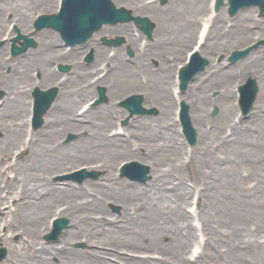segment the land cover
Instances as JSON below:
<instances>
[{
    "label": "bare ground",
    "instance_id": "bare-ground-1",
    "mask_svg": "<svg viewBox=\"0 0 264 264\" xmlns=\"http://www.w3.org/2000/svg\"><path fill=\"white\" fill-rule=\"evenodd\" d=\"M112 1L116 4L115 0ZM130 1L136 3L135 11L143 9L152 12L153 17L159 21L153 31L157 40L151 42V45L148 43L152 51L163 56L167 45L171 46L175 43L174 46H179L180 44L175 53H172L174 69L181 61L176 62L177 59L186 60L188 58L186 56L187 50L183 51L184 46H188L189 43L193 45L194 41L198 45L199 42L203 41L198 46L193 58L201 54L207 58L208 64L202 72L195 75L188 86L186 95L182 92L179 93V98L183 97L191 102V115L195 118L196 126L198 125L199 141L197 146L205 162L208 163L207 172L197 169L200 179L202 176L203 179H206L207 173L210 174L208 186L206 185L201 190L202 196H206L207 199L203 216L198 213L195 218L199 221L194 223V220L185 212V200L190 191L186 184H182L183 178H180L178 184H175L171 189L175 194L171 197H175V199L170 198L168 190L158 192L150 189L147 184L146 186L134 185L123 181L113 190L114 192H110V188H107L103 195L110 192L108 194L111 198L120 201L122 204L121 212H123L121 217L124 218V222L116 231H112L111 235L101 234L98 231L100 221L106 218L111 220V216L105 214L106 211L98 200L100 197L95 195L91 199L76 200L80 193L88 190L87 185L78 186L70 181H52L50 173L44 171L45 162H50L52 170L61 171L71 167L78 159L89 160L96 154H106L108 164L109 162L112 163L115 156H120L123 153H134L133 147L130 146L131 149L128 147L129 141L134 143V148L145 146L148 151L158 154L164 150L168 151L169 148L165 147L164 143L172 140V133L175 130V124L171 121V113L169 112L170 106L174 102L169 89L171 84H174L173 75L171 76V64L162 59L159 69L155 70L149 67L148 59L151 56V51L142 49V51L137 52V58L140 62L137 63L133 59L138 65L142 63V68L136 71L120 53L116 52L112 57H108L104 45L96 42L95 38L90 41V43L98 44L95 53V59L98 62L109 61L113 63L106 77L103 76L109 83V95H114L117 90L122 89L144 90L147 100L155 102L160 108L159 121L157 118L148 119L145 115H143L145 117L135 116L125 128L126 131L124 130L125 133L122 137H110L106 134L105 129L111 123H115L114 114L125 112L124 107H118L111 101L109 104L92 107L90 110L86 109L90 112L89 114H85V112L82 118L75 116L72 108V104L79 101L72 94L77 92L84 94L93 90V87L86 82V75L84 74H87L89 69L95 68L97 61L93 66L85 67L75 63L76 57L73 52H60L57 56L56 52L59 51L56 47L61 44V39L52 31L26 32L31 24L33 10L39 6L47 8L51 5L52 0H1L0 35L5 30V27L3 29L7 20L5 13L12 9L20 21V30L28 34L37 33L40 40L36 49H29L14 60L13 71L9 76L0 74V86L6 91L4 101L0 106V127L5 133L4 139L6 141L15 143V145L21 142L18 137L24 129L27 118L24 116L26 107H24L23 101L27 94L26 86L29 77L25 71L28 70V66L37 64L36 67L43 70L44 80L54 81L57 73L50 65L51 58L54 56L63 61L70 60L72 62V72L65 78L66 80L61 82V93L59 98L53 102L51 111L47 113L45 127L38 131L43 135L34 141L33 153L31 147L33 148L34 145L32 146V143L29 145L24 142L20 143L24 147L23 150L28 148L30 154L32 153L29 163L31 161L35 165V172L30 169L24 172L25 174L22 176L24 184H20L16 191L9 190L5 196H2L4 189L0 188V218L5 219V223L11 229L20 223H24L27 227V231L25 229L27 236L21 235L22 240L19 241L18 245L15 242L10 243L14 253L6 264H33L32 259L35 264H126V262L130 264H197L200 257H202L200 264H222L220 258H228L229 264H264L263 239H260L258 235V232L262 231L264 215H254V213H258L259 208L254 209L251 197L252 192L256 189L264 192V184L258 188L254 187V189H251L249 184L248 186L246 184L241 186L245 175H237V163L235 161L238 159L237 161H241L244 165H251L252 172L261 178L258 183L264 182V125L255 129L251 123H248L259 113L260 116L264 117V104H256L253 110L256 114L253 113L249 117L243 116L240 126L229 121V115L235 107L234 103L230 101L231 98H235V92L229 89V85H231L229 80L236 77L240 72L241 80L254 78L258 83L260 74H262L261 69L264 67V60L259 59L257 61L251 58L255 51L234 65H231L232 63L229 66L226 64L228 68H223L221 66L224 64H220L221 62L215 64L210 59L213 52H218L219 49L226 47L222 41L223 37L243 40L251 36L249 38L252 39V34L255 33L259 37H264V18H255L254 8L250 7L255 6V4L241 8L237 11L235 19H229L226 17L225 11L217 13L211 11L210 4L213 0H168L171 6L165 7V9H162V6H158L157 3L147 4L146 2L140 3L138 0ZM225 19L227 25L222 24ZM195 22L199 24L196 30L194 29ZM127 25L129 23L118 24L117 26L106 24L103 26L102 33L122 31L126 34L127 41L132 46H137L139 44L138 37L129 34ZM224 30L228 31L227 34ZM255 30L256 32H254ZM14 33L15 31L11 32L7 39L10 40ZM228 42H230L229 39ZM3 46L4 48L0 49V65L10 64L12 60L10 61L4 56L7 42L0 44V47ZM117 51L120 52V50ZM183 52L185 54L181 57ZM145 72H149V75ZM80 74H83L81 78H79ZM143 74L149 77L152 85L150 83L148 86L140 85L143 84L140 80V76ZM212 87L221 89L214 97L215 104L219 106V113L218 117L208 119L206 114L210 100L207 91ZM257 92L263 97L262 99L259 96V100H264V84L258 85ZM228 100L229 102H227ZM174 110L175 108H173ZM175 112L177 115V108ZM85 118L88 119L85 120ZM148 120L150 121L148 122ZM255 121L258 119L256 118ZM176 122L178 121L176 120ZM261 123L264 124V121ZM226 124L231 125V129H233L229 134H226ZM81 129L85 131L79 133L76 139L73 138L68 142L62 141L65 131L80 132ZM34 135L33 132L30 141ZM57 137L58 139H56ZM163 140L166 141L162 143ZM223 144L224 146L234 144L236 149L233 153H229L227 158L220 160L217 158V162L209 164L207 158L210 155L208 153L210 152L209 147L218 146L217 148H219ZM176 148H171V151ZM148 154L144 156L143 160L149 161V163L155 162V158L148 159ZM231 154L235 157L229 158ZM158 168L159 166H155L157 174L152 176L148 182L151 180L153 184L155 179L160 181L163 179V175H168L159 171ZM102 179V182L111 181L114 183L117 181L111 173ZM162 185L165 184L163 182L156 184V186ZM236 186L243 193L242 195H245L248 204L244 205L241 198L238 197L240 191L236 190ZM119 188L120 191L118 192ZM103 195L101 196L103 197ZM9 198L17 200L13 207L11 220L9 216L13 208L6 204ZM175 200L176 203H174ZM177 200H179V204H177ZM29 202L32 204L30 203V205ZM139 204L142 205L140 210L137 209ZM48 211L51 214H46ZM58 212L70 218L67 228L60 235L59 241L56 243L48 242L47 244L39 241V237L50 227V223L47 222L51 219V215ZM243 214L244 217L251 215L258 218L259 225L254 228H259L257 232L247 226L246 221L242 219ZM111 228L112 226L109 227V229ZM197 230H205L204 247L199 252L196 249L192 250V254L188 255L187 258L185 256L186 244L187 242L191 243L194 236H199ZM162 236H169V242L160 240ZM82 237H85V248L73 247V240ZM145 244L157 245L161 250L163 248L167 253L165 257H162L164 261L157 262L150 258L140 259L122 254L133 255V248ZM24 247L32 253V259L23 254L22 248ZM188 251L191 249L189 248ZM195 257L196 261L191 263L190 261ZM108 258H114L117 263L105 260Z\"/></svg>",
    "mask_w": 264,
    "mask_h": 264
},
{
    "label": "rangeland",
    "instance_id": "rangeland-1",
    "mask_svg": "<svg viewBox=\"0 0 264 264\" xmlns=\"http://www.w3.org/2000/svg\"><path fill=\"white\" fill-rule=\"evenodd\" d=\"M138 1L140 3L146 2L147 4L157 3L158 6H162V9H165V7L171 6V3H169L168 0H165L164 3H161L159 0H143V1L138 0ZM115 2L118 5H124L126 7L132 8L134 10L135 14L149 16L157 24L159 23L158 19L153 17L154 14L152 12H149V11L143 10V9H138L137 11H135V9L137 8L135 2H131L130 0H115ZM214 2H215V0H213L212 3L210 4V6H211L210 9L213 13L225 11L226 17H228L229 19H235V16L237 15V13H234V15L230 14V12H229L230 11V9H229L230 4L228 3L227 0H225L223 6H221V8L219 10H215ZM250 7H252V9L254 8L255 18H257V19H263L264 18V16L260 15L258 6H250ZM55 9H56V4H55V0H54L51 3V5L48 6L47 8H44L43 10L37 11V12L33 11L34 13H33L32 22H31L32 24H30V27H29V29L26 30V32L29 31L28 33H31L35 30L33 22H34V20L38 14L44 13V12L50 13ZM9 10L10 11H7L5 13V18L6 17H10V18H7L5 26H3V29H4V27L7 26L10 19H14V21L17 23V26H19V23H20V21L14 15L15 12L12 9H9ZM209 12H210V10H209ZM209 12H207V13H209ZM228 18H226V19L228 20ZM226 19L224 21H222V24H226L225 23ZM129 25H130V27H132L133 30L139 31L142 36L144 35L145 40H147L149 44H152L154 40H157L155 36H153V38H148L144 34V32H142L132 22ZM198 25L199 24L197 22H195V27H194L195 30H196ZM37 29H39V28H37ZM45 30H48V28H45ZM12 31H14V29ZM224 31L227 34L228 31L227 32H226V30H224ZM254 32H256V30ZM37 33H39V31ZM37 33H35V35H37ZM1 34H2V32H1ZM109 34L110 33L99 32L96 36L97 37L96 40L101 41L102 35L112 36L114 34H121V33L120 32H118V33L114 32V33H111V35H109ZM252 36H253L252 39H250L249 37H251V36H249L248 39L244 38L243 40L242 39L241 40H234V39L228 38L230 40V42H228V39L226 37H223L225 40L222 39V41H223V43H225L224 45H226V47L223 46L224 48L219 49L218 52H216V51L213 52L210 56V59L212 60L213 63L218 64L219 62H221L220 64H224L221 67L228 68L226 66V64H228V66L231 63H232L231 65H234V64H236V62H238L240 59L243 58L242 57V58L236 60L234 63L232 61H230L229 57H230V54L232 53L233 50L243 49V48H246L248 46H251L252 44H257L256 47L252 48L248 52V54H246L244 57H247V55H249L251 52L255 51L251 58H254L257 61L259 59H262L261 61H263L264 60V37H259V35L256 33L254 35L252 34ZM0 37H2V35H0ZM36 40H37V38H36ZM4 42H6V41L4 40ZM10 42H11V40H10ZM7 43H9V41ZM189 44H191V43H189ZM91 45H93L95 48L94 44H89V46L87 45L88 49L86 52H89V50L91 49L90 48ZM174 45H175V43H174ZM174 45H171V46L167 45V48L164 50L165 59H167V61L169 60L170 63H171L170 59L172 57V56H170L171 51H172V53L173 52L175 53V51L180 47V44H179V46L178 45L174 46ZM188 47L184 46L183 51H185ZM1 48H4V46L0 47V49ZM106 48L108 49L109 47L106 46ZM122 48L123 47L120 46L121 52H122ZM84 49H86V47ZM134 49H135L134 50L135 53L132 54L131 56L128 54V47H126V49H124V52H125V54L129 55V57H133V59L136 60L137 51H136L135 47H134ZM8 50H10V49H8ZM8 50L5 49L4 54ZM105 52H106V50H105ZM77 53H78V56H80V59L85 57V55H86L85 53H82V51H80V52L78 51ZM183 56H184V52H183V55L181 57H183ZM218 57H222L220 59V61L217 60ZM150 58H151L150 63L152 64V66L154 68L158 67L159 64H157L155 59H157V61L160 63L161 55H156V54L152 53V57H150ZM177 60H181V62L183 61L182 58L177 59ZM60 61H62V60H60ZM62 62H65V61H62ZM92 62H93V60L91 62L85 61V63L87 65H91ZM50 63L51 64L52 63L57 64L58 62L55 59H53V60H51ZM68 63H71V62L69 61ZM129 64L132 66V68H135V70H136L135 61L132 60ZM32 66L33 67L28 68L26 73L28 74V77L30 78L29 82L33 85L35 76H34V74H33V76H31L32 70L34 69V65H32ZM70 66H71V64H70ZM9 67H11V64L6 65L5 67H2V71H4V70L6 71L7 69H9ZM261 67H263V66H261ZM173 70H174V65L171 64V74L173 73ZM96 71L97 70H95V72ZM261 72L263 75L260 74L261 77L258 80V85H260V86H262L264 84V67H263V69H261ZM91 73L92 72H88L86 74L87 77L91 76L92 75ZM241 76L242 75H240V72H239V74L236 77H233L229 80V82L231 83V85H229V89L233 90L235 92V94H237V96L234 94L235 98H231V100H230V101H232V103H234L235 107L233 108V111L229 115V121L231 123H236V126L241 125V119H242V116H240L241 110H240V107L238 104V98H239L238 86L246 81V79L241 80ZM239 81H240V83H239ZM52 84L53 83H48V82H45L44 80H42V82L38 85L41 88H44V87H46L48 85H52ZM101 84L107 85V83H101ZM93 85H94V83H93ZM220 90L221 89H219V88L212 87V88H209V90L207 91L208 98L210 100L209 105L207 107V114H206V117L208 119H213L214 117H216L218 115V113L216 115L212 114L213 105H215V104H213L211 101L212 100L211 95L217 94V92H219ZM126 91H128V92H126ZM116 92L117 93L116 94L114 93V95H113L115 97V99L110 98L108 95V99L110 100V102H111V100H113V102H114L118 98L121 99V98H123V97H125L131 93H137V90L131 91L128 89H122V90H117ZM139 92H141V90H139ZM143 95H145V93H143ZM4 96H5V93L2 96V99L5 98ZM118 96H121V97H118ZM259 96L260 95L257 96V99L254 103V107L251 109V111L245 117H249V115L254 113L253 110H254L256 104H258V103L264 104V100H262V101L259 100ZM260 97H262V96H260ZM82 99L84 100V97ZM119 99L117 100V102H114L117 106H119ZM262 99H263V97H262ZM29 100L30 99L27 97L26 102H25L26 108H25L24 113L28 112L27 111L28 110L27 104H29ZM227 102H229V100ZM154 103H153V101L148 102V100L145 97L144 105L147 107H154V108L156 107L157 111L155 113H148V114H144V115L148 119L157 118V120L159 121V117L161 116L160 108L158 105H157L158 107L155 106L156 104H154ZM74 105H78V104H74ZM215 106H217V105H215ZM75 107H73V109ZM51 108L52 107L50 106V108L45 112L44 118L46 117V114L51 111L50 110ZM127 112L128 111L126 110V113L123 116V118L127 115ZM169 112L173 113V106L172 105L170 106ZM254 114H256V113H254ZM170 115H171V118H170L171 121H173L175 124V126H174L175 130H173V133H172L173 138L169 142H165L166 140L168 141L167 138L165 141L164 140L161 141L162 143L165 142L164 146L169 148L168 151L164 150L161 154H158L155 152L148 151V149L145 146H140L139 148H136V147L134 148V143L132 141L131 142L129 141L128 147L130 148V146H132L134 153H132V154L123 153L120 156H115L112 159V163L109 162L107 164V157L108 156L106 154L105 155L96 154V156L92 157L89 160L78 159L74 162L73 165H71V167H67L66 169L61 170V171L52 170L50 162L46 161L45 162L46 168H44L45 169L44 171L47 173H50V178L54 182L70 181L72 183H75L78 186H81L84 184L87 185L88 190L86 192H82L78 195L79 198H76V200H78V201H80L81 199H86V198L91 199L92 197H95V195H96V197H100V198H98V200H100V202L102 203V206L104 207V210L106 211L105 214L111 216V220H107V218H106L103 221H100V224L98 225V231L101 234L111 235V232L116 231L118 229V227L121 226L122 222H124V218L121 217V214L123 213V212H121L122 211L121 210L122 204L116 198H111L108 194L110 192H114L113 190L116 189L117 186L121 185L120 182H123V181H124V183L129 182V183H132L134 185H145L146 186V184H147L150 187V189H152L153 191L155 190L158 192H163L165 190L166 191L168 190L169 191L168 194L170 195V198L175 199V197H171V195H175L174 191H172L171 189H172V187L175 186V184L176 185L178 184V182L180 181V178H183L184 181L182 184H186V186L189 188L188 190L190 191L186 197V200H185L186 201L185 202V206H186L185 212H187V214L190 216V218L192 220H194V223H196L199 221L198 219L196 220V218H195L196 215L198 213H201V215L203 216L204 210H205L206 205H207L206 204V200H207L206 196L205 197H204V195L202 196L201 190H202V188L206 187V185L208 186L209 179H210V176H209L210 174H208V173H207V176L205 175L206 179H203V176H202V179H200L198 177L199 173H198L197 169L207 172L208 163L205 162V159L200 154V149L197 146L199 139L197 138V140H196L197 142L193 146L188 144L183 133H182L180 122L179 121L176 122L177 119H175L172 114H170ZM31 116L32 115H30V119H31ZM145 116H143V117H145ZM138 117H142V116H138ZM256 118L258 119V121H255ZM263 118L264 117L260 116V113H259L258 115H255V117L250 119V121L248 123H251L252 127H254L255 129H259L261 126L264 125L261 123L264 121ZM46 119L47 118L44 119L43 123L41 124V126L39 128H33L32 124H30V127H32L34 134H35L34 137L32 138V141H29V143H32V146L34 145V141H37L38 138L43 135V133L38 132V131L41 130V128L45 127ZM192 120L194 123L195 118H193V115H192ZM149 121L150 120H148V122ZM205 122H207V119H205ZM203 125H205V124L203 123ZM195 126H196V124H195ZM226 126H227L226 127V130H227L226 134H229V132L231 130H233V129H231L232 126L227 125V124H226ZM196 127H198V125ZM109 128H110V126H107L105 129V132H108ZM207 129H209V128H207ZM46 130H47V126H46ZM69 132H73V131L68 130V131L64 132V134H63L64 135L63 136L64 142L67 140ZM4 134H5L4 131L0 127V188H3L5 190L4 192H7V190L16 191V190H18V187L20 186V184H24L23 179H22L23 174H25L24 172H26L28 169L35 172V169H36L35 165L31 161L29 163V158H30V156L32 157V153L35 149V145L33 148L31 147V149H33L31 154H30V150L27 148L28 150L26 149L25 151H21L20 156H18L16 159V157H14L12 155V151H13L12 147H15V143H11L9 141H6L4 139ZM31 134L33 135V133H31ZM32 135H30V138L32 137ZM24 136H25V132L23 130L21 133H19L18 139L24 140ZM56 139H58V137ZM57 142H58V140H57ZM173 147H177V148L174 149L173 151H171V148H173ZM217 147H209L210 152H208V153H210V155L207 156V158L209 159V164L217 162L216 161L217 158L219 160L227 158L229 153H233L234 149H236L234 144L233 145L229 144L226 146H224V144H223V146H220L219 148H217ZM147 154H148V156H147L148 159L149 158H155V162L149 163V161L143 160L144 156H146ZM151 156H154V157H151ZM233 157H235V156L231 154L229 158H233ZM131 159H137V160H140L141 162L148 164L150 169H151L150 173L152 174V176L157 174L155 171V166H159L158 170L163 171V172L167 173L168 175L167 176L163 175L162 176L163 179H161L160 181L155 179L153 181V184H152L151 180L148 183L142 184L140 182L131 180L128 177L120 176V174H119L120 165L122 164L123 161L131 160ZM237 160L238 159H235V161L237 163V167H236L237 175L238 176H241V174L245 175V179L242 178L243 181H242L241 186L244 184H246L248 186V184H249V187L251 189H254V187L258 188L261 184H264V182L258 183L261 178H258L257 175L254 172H252L251 165H248V164L244 165L241 161L238 162ZM108 165H110V166L107 168ZM80 167H86L89 170L95 169L99 172L100 175L96 179L87 178L82 183H79L78 181L73 180L72 178L66 177V176H68L69 173H71L72 171H74L76 169H79ZM110 173L113 174V177L117 181H115L114 183H112L111 181L102 182V180H103L102 178L108 177ZM164 179H165V181H163ZM162 182L165 185L156 186V184H161ZM87 183H90V184H87ZM215 185H218V184H215ZM107 188H110L111 191L106 193V195H103V193L107 190ZM236 188H237L236 190H239L237 186H236ZM119 191H120V188L118 189V192ZM257 192H259V193H257ZM242 194L243 193L240 191L238 193V197H240L241 200L243 201V204L246 205V203L248 204V201L246 202L245 195H242ZM101 195H103V197ZM251 197H252V203L254 204V209L259 208L258 213H254V215L255 216H257L258 214L264 215V192L262 190L256 189L252 192ZM64 198H66V197H64ZM12 202H13V199L11 198V201H9V203L11 204L10 206L13 208V205L15 206V204L17 203V200H14L15 203H13V204H12ZM30 203L32 204V202H29V204ZM174 203H176V200L174 201ZM179 203H180L179 200H177V204H179ZM137 209L138 210L142 209V205L139 204L137 206ZM13 210H14V208L10 212V216H9L10 220L13 217ZM46 214H51V213L48 211V212H46ZM58 216L67 217V215H65L61 212L60 213L58 212L55 215H51V219L47 222V223H50V227H49V229H47L45 231L44 234H42L39 237V241L44 242L46 244L48 242L56 243L59 241L61 236L58 237L57 239H54L51 241H48V239H46V233L48 231L52 230L53 218L58 217ZM113 217H115L116 219ZM67 218H69V217H67ZM242 219H244L246 221L247 226L252 230L256 227V225H259L258 218L253 217L251 215L244 217V214H243ZM7 220H9V219H7ZM69 220H70V218H69ZM239 220H241V219H239ZM5 222H6L5 219L0 218V243H2L8 249V255L1 262V264H6L7 261L9 260V258L14 253L10 243L15 242V243H17L16 245H18L19 241L22 240L21 235L27 236V234H26L27 227H25L24 223H20L19 225H17V227L15 226V227H13V229H11V227L9 225H7ZM260 223H261V221H260ZM111 226H112V228L109 229V227H111ZM25 229H26V231H25ZM261 229H262V231L261 232L259 231L258 235H259L260 239H263V244H264V222H263V225L261 226ZM254 230L257 232L259 230V228L254 229ZM197 233L199 234V236H194L192 238L191 243L187 242V244H186L187 246H186V250H185V256L187 258H188V255L192 254V250L196 249L199 252L204 247L203 242H204L205 236H206L205 230L204 231L203 230L202 231L197 230ZM84 239H85V237L73 240V242H72L73 247L78 248V249H84L85 245H86V242ZM160 240H162L163 242H169V236H162V238H160ZM25 248L26 247L22 248L23 254L28 255L30 257L29 259H32L31 258L32 253L27 248L26 249ZM189 248L191 249V251H188ZM122 254H126V256H128V257L129 256H132V257L135 256L136 258H140V259L150 258L151 260H156L157 262H163L164 260L162 257H165V255L167 253L165 252V250L163 248H162V250L159 249V247L157 245L156 246H150V245L145 244V245L139 246L137 248H133V255H130L127 253H122ZM149 254H150V256H149ZM196 257L194 259H192L190 262L192 263V262L196 261ZM201 259H202V257L198 258L199 263H197V264H200L202 262ZM105 260H110L111 262L117 263V261L114 258H108ZM220 261L222 262V264L223 263L229 264L228 258H220ZM31 262H33V264H35L33 259L31 260ZM126 264H130V263L126 262Z\"/></svg>",
    "mask_w": 264,
    "mask_h": 264
},
{
    "label": "flooded vegetation",
    "instance_id": "flooded-vegetation-1",
    "mask_svg": "<svg viewBox=\"0 0 264 264\" xmlns=\"http://www.w3.org/2000/svg\"><path fill=\"white\" fill-rule=\"evenodd\" d=\"M1 1V0H0ZM54 0H52V2H53ZM57 1L55 0V4H57L56 3ZM35 5H38V4H35ZM45 7L44 6H39V7H37L36 9H34L33 11L34 12H37V11H41V10H43ZM34 12H32L31 13V16L33 17V13ZM46 13V12H45ZM17 17V16H16ZM7 18H10V17H7ZM18 19V18H17ZM19 20V19H18ZM31 22H32V20H31ZM30 22V23H31ZM11 23H13V24H15L16 26H17V23L14 21V19H10L9 20V22H8V24H7V27L9 26V24H11ZM32 24V23H31ZM120 24H123V23H120ZM128 24V23H127ZM118 24H116V25H110V26H117ZM19 29H20V27L19 26H17ZM5 29H6V27H5ZM44 29H42V30H34L33 32H35V31H43ZM127 31L129 32V34L130 35H132V36H134L133 35V29H132V27H130V25H127ZM4 32H5V30H4ZM4 32H2V37H0L1 39L0 40H2V39H4V37H3V34H4ZM11 32H13V31H11ZM21 32H23V31H21ZM29 32V31H28ZM53 32V31H52ZM102 32V31H101ZM116 33H118V32H120L121 34H114V35H112V36H109L110 37V39H113V40H116V38L118 37V36H121L122 37V40L119 42V43H116L115 45L116 46H110V45H107L106 43H104V41L102 40V37L104 36V35H102L101 36V41H98V40H96V36H93L90 40H88L86 43H83V44H76V45H72V46H67L65 43H64V40L57 34V33H55V31H54V33L59 37V39H61V41H60V43L61 44H59V45H57V47H56V49L59 51V52H56V55L58 56L59 55V53L60 52H62V53H64V52H73V53H75V57H76V60H75V63L76 64H79V65H83V66H85V67H90V66H93V63L95 64V62L97 61V59H95L96 57H95V53H96V45H98V44H95V43H90V41H93V38H95V40H96V42H98V43H100V44H102V45H104L105 47L106 46H108L109 48L107 49V48H105V50H106V55L108 56V57H112V55L113 54H115L116 52L117 53H120L124 58H126V60L130 63L131 62V58L129 57V55H127V54H125V52H124V49H126V47H135V48H140V45H141V42L145 39V37H144V35L142 36L141 35V33L139 34V36H138V40H139V44L137 45V46H132L128 41H127V36H126V34L125 33H123L122 31H115ZM24 33V32H23ZM103 33H108V32H103ZM111 33H114V32H111ZM111 33L109 34V35H111ZM11 34V33H10ZM24 34H28V33H24ZM28 35H30V36H32V38L35 40V45H33V46H30V47H28L27 49H25L24 51H22V52H18V53H11V47L12 46H14L15 48H17V47H20V46H22L23 45V43L26 41V38H24V37H19V38H14V35L10 38V40H11V42H10V40H8L7 38L5 39V41L6 42H8L9 41V43H7V46H5V47H7V48H5L6 50H8V49H10V50H8V51H6V53L4 54V56L7 58V59H9L10 61L12 60V63H10L11 64V67H9V69H7L6 71L4 70V71H2V67H5L6 65H10V64H3V65H0V74H2L3 76H9L11 73H12V71H13V69H12V65H14V60L17 58V57H19V56H21V55H23V54H25V52L26 51H28L29 49H36L38 46H39V37H37L38 36V34L37 35H35V33L34 34H28ZM134 37H136V36H134ZM36 38H37V40H36ZM137 38V37H136ZM95 42V41H94ZM89 44H94L95 45V48H94V46L93 45H91L90 46V48H92L93 49V55H92V58L88 61V62H91L92 60H93V62H92V64L91 65H87L86 63H85V61H87V60H84V57L83 58H81L80 59V56H78V51L80 52V51H82V53H87L86 51H87V49H88V46H89ZM148 44V43H147ZM147 44H145L142 48H144V49H146L147 51H151V55H152V53H154V54H156V55H161V59H163V60H165V61H167V59H165V55H163L162 56V54H160V53H155L154 51H152L151 50V48H150V46H149V44H148V46H147ZM88 45V46H87ZM151 45V44H150ZM120 46H122L123 48H122V52H121V50H120ZM86 47V49H84ZM155 49H157L155 46H153ZM167 48V47H166ZM165 48V49H166ZM4 49V50H5ZM164 49V50H165ZM117 50H120V52H118ZM157 51V50H156ZM54 53V52H53ZM52 53V54H53ZM7 54V55H6ZM171 55H172V51H171ZM53 59H55L58 63L57 64H54V63H50V65H51V67L54 69V71H55V73H57L56 75H55V77H56V79L54 80V81H45L44 80V76H43V70L42 69H38L37 67H36V65L37 64H33L34 65V69L32 70V73H31V76H33V74H34V76H35V79H34V83H33V85L29 82V80H30V78H29V80H28V82H27V86H26V89H27V94L25 95V99H24V107H26L25 106V102H26V98L28 97L30 100H29V104H27V107H28V112H29V117H30V112H31V109H32V107H33V104L34 103H45V102H47V101H49V103H48V106L46 107V109H45V111H44V113H43V121H44V119L46 118H44V114H45V112L50 108V106L51 107H53V102L54 101H56V99L57 98H59V95H60V93H61V87H62V84H61V82L62 81H64V80H66L65 78H67L68 76H69V74L72 72V62L71 63H68L69 61L67 60V61H65V62H62V61H60L61 59H59L58 57H52L51 58V60H53ZM51 60H50V62H51ZM169 61V60H168ZM99 63H101V64H99ZM70 64H71V66H70ZM112 62H109V61H101V62H98L97 61V64H96V67L95 68H91V69H89L88 71L89 72H92L91 74H92V76H93V78H95V83H94V85H93V90H91L90 92H88V93H84V94H80V93H74V94H72V96L74 97H76L75 99H79V101L78 102H75V104H78V105H74V104H72L73 106H72V108L73 107H75L74 109H73V111H74V113L76 114L75 116H77V117H81L82 118V116H83V112H82V106H83V103L85 102V101H89L90 99H92L94 96H96V94H97V90H98V86H100V85H104V84H101V83H107V85H104V86H106V88H107V96L109 95V93H108V90H109V83L106 81V79H105V77H106V75H107V73H108V71L110 70V68H111V66H112ZM142 64V63H141ZM14 67V66H13ZM30 67H33L32 65H30V66H28V68H30ZM141 67H142V65H141ZM95 70H97L96 72H95ZM147 71V70H146ZM25 72H27V70L25 71ZM41 73V74H40ZM146 74H148L149 75V72H145ZM27 74V73H26ZM90 74V75H91ZM28 75V74H27ZM81 75H83V74H80L79 75V78H81ZM103 76H105V77H103ZM146 76L147 75H145V76H140V80H141V82H143V84H140V85H142V86H148L149 84L148 83H150L151 85H152V82L151 81H149V77L147 76V78H146ZM89 77V76H88ZM87 77V75H86V77H85V79H87L88 78ZM42 80H44L45 82H48V83H53L52 85H48V86H46V87H44V88H41L38 84H40L41 82H42ZM149 81V82H148ZM21 83V82H20ZM149 88V87H148ZM147 88V89H148ZM0 89H3L1 86H0ZM5 90V89H4ZM133 91H136V90H133ZM126 92H128V91H126ZM137 92H139V90H137ZM144 93L145 91L144 90H141V92L140 93ZM117 92H115V94H116ZM125 93V92H124ZM142 93V94H143ZM29 95V96H28ZM86 96V97H85ZM128 96V95H127ZM84 97V100L82 99ZM109 97L110 98H112V99H115V97L113 96V95H109ZM118 97H121V96H118ZM126 97V96H125ZM145 95H143V99H145ZM124 98V97H123ZM123 98H121V99H119V102H120V100H122ZM117 99V100H118ZM146 99H147V97H146ZM117 100L116 101H114V102H117ZM112 102H113V100H111ZM148 102H151L150 100H148ZM109 103H111L110 102V100H109V102L107 103V104H109ZM154 103V102H153ZM154 104H156V103H154ZM101 105H105V104H101ZM157 105V104H156ZM99 105H97V106H91L90 108H92V107H98ZM118 107H122V106H118ZM52 109V108H51ZM50 109V110H51ZM125 109V108H124ZM90 110V109H89ZM25 112V111H24ZM89 112L90 111H87V113L86 114H89ZM125 113H126V109H125V112L123 113V114H114V116H113V118H115V122L118 120V119H122L123 118V116L125 115ZM27 113H24V116L26 115ZM46 116H47V114H46ZM88 119V118H87ZM70 131H73V130H70ZM81 131H82V129L80 130V132L78 131H73V132H69V133H72V134H74L75 136H74V138L76 139L77 137H78V135H79V133H81ZM64 134V133H63ZM64 136V135H63Z\"/></svg>",
    "mask_w": 264,
    "mask_h": 264
},
{
    "label": "water",
    "instance_id": "water-1",
    "mask_svg": "<svg viewBox=\"0 0 264 264\" xmlns=\"http://www.w3.org/2000/svg\"><path fill=\"white\" fill-rule=\"evenodd\" d=\"M224 0H218L216 8L219 9L223 4ZM231 7L230 12L234 14L240 7H244L250 4H258L262 11H264V0H230ZM48 20L49 25L56 27L60 22H62L65 29H74L76 35L82 39L88 37L94 30L98 29L104 21L116 19H130L134 16H131V10L124 7H116L112 0H64L63 8L59 14L47 15L45 16ZM137 22H142L144 25V17H134ZM60 25V24H59ZM151 31V27L149 29ZM251 47L244 50H236L231 56L232 60H236L239 57L244 56ZM206 61L203 60L201 63V68L204 67ZM195 64H198V61H195ZM199 68V69H201ZM198 68H193L191 65H187L182 69V88H185L188 84V81L193 77ZM242 90V107L244 112H248L252 107V104L256 98L258 85L256 81L252 78L249 81L241 86ZM184 126L185 132L192 144L196 143V130L194 129L192 122L190 121L187 109H184ZM141 173L140 178L146 179V167L139 164L138 162L127 163L123 167L124 173H129L130 170ZM83 172V171H81ZM85 176L81 177L82 180ZM68 219L58 218L55 220V226L51 233L47 235L48 239H55L59 236L62 229L66 226ZM6 254L5 249H0V261Z\"/></svg>",
    "mask_w": 264,
    "mask_h": 264
}]
</instances>
